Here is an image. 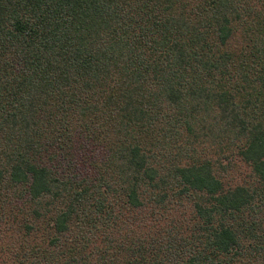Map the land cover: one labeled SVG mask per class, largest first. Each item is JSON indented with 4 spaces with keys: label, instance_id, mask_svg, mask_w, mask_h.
<instances>
[{
    "label": "trees",
    "instance_id": "1",
    "mask_svg": "<svg viewBox=\"0 0 264 264\" xmlns=\"http://www.w3.org/2000/svg\"><path fill=\"white\" fill-rule=\"evenodd\" d=\"M0 264H264V0H0Z\"/></svg>",
    "mask_w": 264,
    "mask_h": 264
},
{
    "label": "rangeland",
    "instance_id": "2",
    "mask_svg": "<svg viewBox=\"0 0 264 264\" xmlns=\"http://www.w3.org/2000/svg\"><path fill=\"white\" fill-rule=\"evenodd\" d=\"M225 168V173L223 176L229 181H240L245 177V172L247 171V166L244 163L238 161H232Z\"/></svg>",
    "mask_w": 264,
    "mask_h": 264
}]
</instances>
